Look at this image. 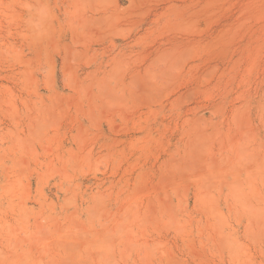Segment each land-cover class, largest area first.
<instances>
[{"label": "rangeland", "instance_id": "374dc122", "mask_svg": "<svg viewBox=\"0 0 264 264\" xmlns=\"http://www.w3.org/2000/svg\"><path fill=\"white\" fill-rule=\"evenodd\" d=\"M0 264H264V0H0Z\"/></svg>", "mask_w": 264, "mask_h": 264}]
</instances>
